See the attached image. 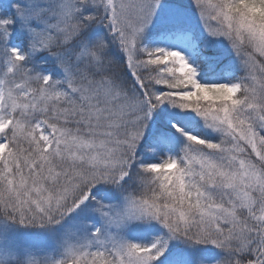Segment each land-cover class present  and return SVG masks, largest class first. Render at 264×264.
Listing matches in <instances>:
<instances>
[{"label":"snow or ice","instance_id":"obj_1","mask_svg":"<svg viewBox=\"0 0 264 264\" xmlns=\"http://www.w3.org/2000/svg\"><path fill=\"white\" fill-rule=\"evenodd\" d=\"M0 264H264V0H0Z\"/></svg>","mask_w":264,"mask_h":264}]
</instances>
